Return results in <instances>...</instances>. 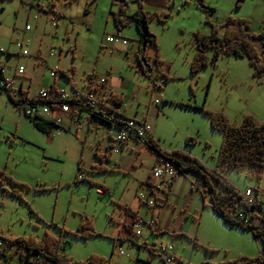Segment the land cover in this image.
Listing matches in <instances>:
<instances>
[{"label": "rangeland", "instance_id": "374dc122", "mask_svg": "<svg viewBox=\"0 0 264 264\" xmlns=\"http://www.w3.org/2000/svg\"><path fill=\"white\" fill-rule=\"evenodd\" d=\"M153 1H143L144 11L168 17L148 25L158 43V50L150 46L147 52L151 78L140 73L135 24L122 29L126 46L105 40L117 33L111 13L117 14L122 2L128 15L135 13L136 0H0V64L9 76L23 67L24 79L15 84L22 81L31 95L54 82L86 91L94 76L106 77L125 114L147 121L164 151L189 153L214 169L223 135L212 129L204 111L222 112L235 126L246 115L264 123V76L255 78L247 59L231 56L192 74L194 34L209 35L215 25L222 36L229 18L249 20L251 31L260 34L264 0H204L215 10L210 16L199 10L197 0ZM254 44L263 56V42ZM24 50L27 56L20 54ZM56 68L66 74L53 78ZM90 117L85 114L81 129L64 117L60 127L45 134L0 96L1 235L59 237L72 264L93 256L110 264H162L153 251L161 242L173 245L189 264H234L264 254L251 232L230 227L208 206L210 197L203 200L194 173L178 174L169 191L157 192V207L142 203L140 186L149 180L158 156L135 143L122 150ZM189 138L196 139L194 145ZM223 175L239 193L251 188L264 203V173L260 179L247 169ZM133 214L147 221L155 216L159 224L155 233L144 228L143 236H131L137 246H129L127 239ZM86 222L92 229L82 228ZM84 232L88 237L75 236ZM17 255L9 249L2 264H21Z\"/></svg>", "mask_w": 264, "mask_h": 264}, {"label": "trees", "instance_id": "16d2710c", "mask_svg": "<svg viewBox=\"0 0 264 264\" xmlns=\"http://www.w3.org/2000/svg\"><path fill=\"white\" fill-rule=\"evenodd\" d=\"M138 10L128 15L126 10H122L119 15L111 13L115 27L119 23L123 27L135 24L139 34L138 48V65L140 73L147 77H152L153 66L147 55L150 46H154L158 50L157 37L149 30V22L158 19L161 23H165L168 15L158 13H149L143 9L144 0H136ZM199 10L208 16L214 13V9L205 4L204 0H197ZM223 25L224 34L219 35L218 29L212 26V32L209 35L199 32L194 34V44L196 46L195 56L191 63V73L198 74L204 68L216 65L220 57L228 56L235 58H245L253 70V76L260 79L264 76V55L261 56L254 44L256 40H260L264 45V30L260 34L251 31L249 20L229 18ZM213 51V55L209 56V51ZM156 64L160 63L157 54L154 59ZM65 75L64 73H62ZM211 127L216 132L223 135L222 145L219 150L218 165L214 169L204 166L198 159L192 157L189 153L182 151L167 152L164 151L158 140L152 138L147 147L154 152L158 158H164L171 162L177 169L179 174H196L198 180H203L201 195L203 200L210 197L208 206L230 227L239 228L242 231H249L262 243L264 249V204L257 202L254 211L251 206L247 207L245 217L238 218L237 211L239 205L243 202V194L233 188L223 175L225 170L241 171L247 169L249 173L262 178L264 173V123H258L253 116L246 115L241 124L235 126L231 124L222 112H208ZM34 126L45 134H50L55 128L60 127L51 120L30 118ZM196 139L189 138L187 143L194 145ZM1 174V172H0ZM80 181V180H79ZM223 191H220L219 188ZM258 193L256 192V195ZM206 205V204H205ZM129 211L127 210V213ZM132 223L127 226L128 240L134 245L131 236H133V222L138 218L132 215ZM83 229H92L89 222L82 225ZM89 233L76 234V237L86 238ZM95 235V234H92ZM0 239L5 242L6 249H15L21 264H35L36 257L40 256L39 264L51 262L53 264H72L66 248L63 246L59 237L46 234L38 239L30 237H5L0 234ZM77 264H110V261L100 257L93 256L85 262ZM234 264H264V254L257 258H240Z\"/></svg>", "mask_w": 264, "mask_h": 264}, {"label": "built area", "instance_id": "2783aa9c", "mask_svg": "<svg viewBox=\"0 0 264 264\" xmlns=\"http://www.w3.org/2000/svg\"><path fill=\"white\" fill-rule=\"evenodd\" d=\"M127 8L126 2L120 4V10ZM116 35L107 37L105 40L111 44L127 45V41L122 37L123 26L121 23L115 27ZM22 56H27L28 51L24 50L20 53ZM53 56V54H51ZM25 70L20 67L16 70V75L20 80L24 79ZM60 70L56 68L51 76L57 77ZM106 77L98 78L94 76L87 84L86 91H80L77 88L67 90L66 87L60 86L56 82L42 87L35 96H30L26 91L16 86L15 81L8 75L6 68L0 64V96H6L9 102L23 113L28 118L44 119L54 121L61 125L63 116L69 117L72 121L82 128V119L85 114L96 119L100 126L114 138V142L121 145L122 148H127L130 144H138L147 147L148 142L153 138L151 128L147 121H139L128 117L123 109L121 100L113 93ZM156 104L159 102L156 100ZM114 152L119 153V149ZM150 178L147 182L140 186L139 198L142 203L147 204L150 208H155L157 204V192L169 191L178 176L176 167L164 158L159 157L155 167L152 169ZM84 177L79 176V180ZM200 185L203 186V180H200ZM99 191V190H98ZM103 195L104 192H98ZM256 191L251 188L243 194V202L239 205L237 211L238 218L245 217L248 206H257L255 198ZM158 219L153 217V220L147 221L138 217L133 222V236L139 238L142 235V230L148 228L152 233H155L159 228ZM134 245L129 242V246ZM173 245L168 243L155 244L153 247L154 254L158 256L162 264H189L182 261L176 254ZM8 249L5 247V242L0 239V264L3 263L5 254ZM121 255H125L121 252ZM41 257H36V263L39 264Z\"/></svg>", "mask_w": 264, "mask_h": 264}, {"label": "crops", "instance_id": "0c3cea01", "mask_svg": "<svg viewBox=\"0 0 264 264\" xmlns=\"http://www.w3.org/2000/svg\"><path fill=\"white\" fill-rule=\"evenodd\" d=\"M151 3L154 4L155 1L151 0ZM54 9H55V8H54ZM10 77H11L14 81L19 79V78L17 77L16 74H14L13 76H10ZM60 85H61V84H60ZM109 85H110V84H109ZM19 86H20V88L22 87L21 89H23L24 91H26L30 96H35V95H36V94H35V95H31V94L26 90V88H24V84H23L22 81L20 82ZM73 88H75L74 85H73ZM64 117H66V116H63V118H64ZM67 118H69V117H67ZM69 119H70V118H69ZM70 120H71V119H70ZM152 136H153V135H152ZM153 138H154V136H153ZM115 143H116V142H115ZM115 145H118V144L116 143ZM113 147L115 148L114 145H112V148H113ZM112 148H111V149H112ZM122 150H125V148H122ZM122 150H121V151H122ZM157 162H158V160L155 162L153 168L155 167V165L157 164ZM153 168H152V169H153ZM151 172H152V170H151ZM150 174H151V173H150ZM151 175H152V174H151ZM149 178H150V177H149ZM255 198H256V200H257L258 202H262V201H260V199L258 198V194L256 195ZM262 203H263V202H262ZM263 204H264V203H263ZM153 216H154V215H153ZM154 217H155V216H154ZM131 223H132V220H131V222H130L129 225H131ZM232 228H235V227H232ZM161 231H162V230H161ZM130 242H131V241H130ZM128 245H129V244H128ZM135 246H137V245H135ZM159 259H160V258H159ZM160 261H161V259H160ZM161 263H162V261H161Z\"/></svg>", "mask_w": 264, "mask_h": 264}, {"label": "water", "instance_id": "95a60500", "mask_svg": "<svg viewBox=\"0 0 264 264\" xmlns=\"http://www.w3.org/2000/svg\"><path fill=\"white\" fill-rule=\"evenodd\" d=\"M251 211H254V207L251 208Z\"/></svg>", "mask_w": 264, "mask_h": 264}]
</instances>
